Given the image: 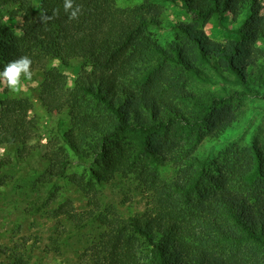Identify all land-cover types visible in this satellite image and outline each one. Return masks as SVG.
<instances>
[{
  "label": "trees",
  "instance_id": "trees-1",
  "mask_svg": "<svg viewBox=\"0 0 264 264\" xmlns=\"http://www.w3.org/2000/svg\"><path fill=\"white\" fill-rule=\"evenodd\" d=\"M164 2L180 8L191 22L173 24L179 37L166 48L151 32L162 26V12L151 3L120 9L116 0H73L81 12L78 19L70 20L64 0H40L38 12L27 0H0V14L7 6L16 7L12 20L22 23L20 36L11 42L0 41V71L13 60L29 57L32 71L44 75L43 108L49 114L67 113L71 120V133L63 134L44 156L48 163L44 177L48 181L68 178L91 209L77 216L67 201L53 215L66 216L77 229L92 221L103 228L78 264H143L142 251L149 256L148 264H242L238 246L264 240L261 153L254 152V168L248 169L244 152L233 148L226 152L219 175H206L202 168L189 188L179 179H162L159 172L168 164L177 167L183 159L189 160L212 116L229 100L264 98L253 87L255 62L244 57L249 43H264V19L255 29L234 26L241 12L256 0ZM208 23L230 40L227 48L213 44L217 59L200 30ZM36 28L43 31L40 48L32 44ZM191 58L242 91L212 81ZM51 60L65 68L80 65L73 87L56 67H49ZM164 62L175 64L200 84L218 87L219 93L206 98L184 92L176 95L190 110L191 117L186 118L163 101V87L154 83ZM93 104L108 115L109 129H103L104 122L89 113ZM161 107L165 119L159 114ZM30 110L31 104L24 99L0 101V147L16 149L13 158H0V173L33 155L29 143L35 139L37 127L29 118ZM231 121V117L223 120L219 129ZM186 140L190 149L183 152ZM87 141L93 143L92 167L87 175L67 177L71 156L84 161L82 146ZM115 179L124 180L129 190L147 194L143 214L123 218L113 206L102 203L98 187ZM0 264L28 262L12 256Z\"/></svg>",
  "mask_w": 264,
  "mask_h": 264
},
{
  "label": "rangeland",
  "instance_id": "rangeland-1",
  "mask_svg": "<svg viewBox=\"0 0 264 264\" xmlns=\"http://www.w3.org/2000/svg\"><path fill=\"white\" fill-rule=\"evenodd\" d=\"M31 8L39 11L40 0H27ZM120 9L133 8L134 6L151 3L162 12V26L160 29L152 28L151 32L157 42L164 48L179 37L173 29L174 23L190 25V17L185 15L180 8L165 3L164 0H116ZM16 7L7 6L0 14V41L11 42L20 36L21 20H12L11 14ZM264 19V0H256L251 8L245 9L235 20L234 26H245L255 29V25ZM200 30L209 41L210 50L217 59L219 54L213 50V44L228 47L229 39L221 31L214 30L208 23ZM32 44L40 48L44 44L41 28H36L31 35ZM247 53L244 57H251L255 62L256 71L251 76L254 89L264 94V43L260 40L246 46ZM210 51V52H211ZM202 72L208 74L212 81L226 84L208 67L200 65L195 58H191ZM162 61V58L159 59ZM49 67H56L73 87L72 80L81 73L78 63H73L70 68L61 66L57 61H49ZM23 90L12 93L6 85L0 83L1 100H27L31 104L29 118L36 123L37 131L33 141L29 143L33 155L20 160L15 168L2 170L0 179V263L9 257H22L28 264H78L81 255L90 247L100 233L102 226L96 222L83 223L77 229L73 221L66 216L55 217L53 211L62 204L70 201L77 216H84L90 211L87 198L69 182V179L48 181L44 177V170L48 163L45 154L52 145L59 142L61 136L71 133L72 125L67 113L49 114L40 101L44 75L34 72L31 81L23 80ZM156 86H161V96L166 104L182 112L190 118L189 108L182 104L175 96L181 92L190 93L206 98L210 94L219 93V88L210 84H200L194 77L184 72L173 63L164 62L159 67V72L154 80ZM238 91L241 88L228 85ZM89 113L98 121L104 122L103 129H109L108 115L98 106L89 105ZM145 119L149 115L141 111ZM159 114L166 118L165 108L161 107ZM228 117L232 121L226 128L220 130L221 122ZM72 135L76 136L75 134ZM195 135H193V138ZM182 151L190 149V142L186 140ZM93 143L87 141L82 146L83 160L72 157V163L66 171L67 177L72 175H87L91 162L94 160ZM236 148L244 152L247 159V168H254V152L261 153L264 159V98H233L223 107L219 108L212 116L210 126L203 131L202 140L194 150L190 151L189 160L183 159L175 167L168 164L160 169L162 179H179L187 188L198 178L202 168L205 174L219 175V169L225 159L227 151ZM16 149L13 147H0V158H13ZM253 160V161H252ZM203 163V164H201ZM204 184L208 180L202 181ZM264 183V182H263ZM126 182L115 179L113 182L98 187L99 196L106 206H113L123 218L141 215L146 211L148 197L142 190H129ZM237 256L242 264H264V240L262 242L243 243L238 246ZM228 253L227 250H224ZM139 256L141 263L148 264V254L142 251Z\"/></svg>",
  "mask_w": 264,
  "mask_h": 264
},
{
  "label": "clouds",
  "instance_id": "clouds-1",
  "mask_svg": "<svg viewBox=\"0 0 264 264\" xmlns=\"http://www.w3.org/2000/svg\"><path fill=\"white\" fill-rule=\"evenodd\" d=\"M58 11V9L55 10L57 13ZM64 11L69 14L70 20H75L78 19L81 12V6L76 5L74 7L73 0H64ZM31 65L32 61L27 56L7 63L3 71H0V83L6 85L12 93H20L24 87L22 78L27 81H31L33 78L34 72Z\"/></svg>",
  "mask_w": 264,
  "mask_h": 264
}]
</instances>
